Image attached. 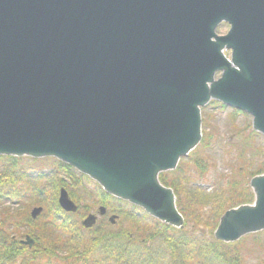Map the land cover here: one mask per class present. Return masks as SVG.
<instances>
[{"label": "water", "instance_id": "water-1", "mask_svg": "<svg viewBox=\"0 0 264 264\" xmlns=\"http://www.w3.org/2000/svg\"><path fill=\"white\" fill-rule=\"evenodd\" d=\"M212 102L250 115L264 138V0H0V156L56 159L183 229L160 176L201 144ZM250 188L217 241L264 232V174ZM59 204L78 210L64 188Z\"/></svg>", "mask_w": 264, "mask_h": 264}, {"label": "trees", "instance_id": "trees-1", "mask_svg": "<svg viewBox=\"0 0 264 264\" xmlns=\"http://www.w3.org/2000/svg\"><path fill=\"white\" fill-rule=\"evenodd\" d=\"M239 114L242 113L234 111L232 116L236 119ZM255 136L258 134L252 131L247 139L251 141ZM211 139L212 135L204 130L201 147H208ZM242 154L243 158L247 156L245 150ZM190 158L193 170L199 173L197 184L194 173L188 171L184 162L177 171L160 176L161 182L172 188L178 197V208L186 219L184 229L180 230L163 225L143 210L113 198L87 176L55 159L33 160L54 162L55 166L48 173L43 169L30 173L20 168L26 158L0 156V208L6 204L44 207L37 221L28 215L0 211V264H106V261L114 264H245L237 249L238 244L215 240L211 222L212 216H221L230 208L252 202L249 182L252 177L264 174V146L252 155L251 163L238 169L239 181L229 179L211 196L201 195L205 193L204 185L208 182L209 161L199 155H191ZM92 184L96 186L94 196L86 188ZM63 187L78 205L75 214L65 213L59 206V189ZM191 193L199 194L202 202L194 200L196 195ZM209 200H212L209 204L212 216L201 227ZM97 206L105 207L108 214L117 215L120 220H138L140 216L139 222L151 223L142 228L143 233L138 236L124 227L116 232L108 223L84 229L81 221ZM191 222L193 225L190 227ZM25 226L36 227L40 231L34 235L37 241L31 249L22 245L19 239L18 230Z\"/></svg>", "mask_w": 264, "mask_h": 264}, {"label": "rangeland", "instance_id": "rangeland-1", "mask_svg": "<svg viewBox=\"0 0 264 264\" xmlns=\"http://www.w3.org/2000/svg\"><path fill=\"white\" fill-rule=\"evenodd\" d=\"M228 30L229 28L227 27V25L222 24L218 28L217 33L219 35H224L227 33ZM212 104L203 110V131L206 130V132L212 135L211 143L208 147H203V148L200 145L195 150V152L192 153V155H199L206 158L210 163V170L206 176L208 182L205 183L204 185L205 193L201 192L202 193L201 195L203 196H211L214 190H217L216 188L218 186L221 187L225 186L229 179L239 181L241 177L240 174L237 173L238 169H242L243 166H247V164L251 163L252 155L256 154L257 150L264 146V138L260 135L255 136V139L251 141L247 139L249 134L253 131L252 117L250 115L239 114L236 116V119H234L235 116H232V113H234L233 109L231 108L225 109L220 105L213 106ZM205 123L206 125H204ZM247 141L249 142V144L247 143ZM242 150H245L247 152V156L245 158H243L244 156L242 154ZM190 157L191 156L182 159L180 164L184 162V166L187 165L188 171L191 174L194 173V182L195 184H197V182L199 181L198 180L199 173L197 172V170H193L192 161ZM33 160L34 159L26 158L20 164V168L30 173L36 172L39 169H43L44 172L48 173L51 172L52 168L55 166L54 162H50V161L33 162ZM256 167L257 165L255 166V168ZM95 187L96 186L94 184L86 186L88 192L92 194ZM191 194L196 195L194 200L202 202V199L199 196V194H195V193H191ZM253 200H254V196H253ZM253 200L251 203H253ZM211 202L212 200H209L208 205L205 207L206 210L203 212V215L205 216L201 221V227L204 226L203 224L204 222L206 223V219L212 216L211 206L209 205L211 204ZM177 204H178V197H177ZM37 207H41L43 209L42 213L40 214L41 216L44 212V207L36 204L23 205L19 207L6 204L5 206L0 208V211L5 213L12 212L15 215L24 214L25 216L28 215L31 218L32 210ZM101 208H102L101 206H97L92 211V213L98 216V220H99L98 226L104 223L105 224L108 223V225L114 228L115 229L114 231L116 232L124 227L127 230L131 231L132 233L136 234V236H138L143 233L142 228L148 226V224L151 223V222L149 223L139 222L138 221L140 220V216H139L138 220H130V221L120 220V217H118L116 223L113 224L112 222H110V219L113 217L112 215L108 213L104 216L100 215ZM40 216L33 221H37L40 218ZM221 216L218 217L212 216L211 223L214 229L217 228ZM134 221H138V222H134ZM39 224L41 223L38 222V225ZM192 225L193 223L191 222L190 227ZM37 230L38 229L36 227L25 226L18 230L20 234L19 239L26 241L25 238L30 237L34 240L36 244L37 239L36 236L34 235L36 233H40V231ZM262 233L263 234L259 233V234L249 235L242 238L238 242L231 243L232 245L238 244L237 249L243 255L245 259V264H264V232ZM53 239L55 240L54 237ZM35 244L33 245V247L35 246ZM106 264H114V263L110 261H106Z\"/></svg>", "mask_w": 264, "mask_h": 264}, {"label": "flooded vegetation", "instance_id": "flooded-vegetation-1", "mask_svg": "<svg viewBox=\"0 0 264 264\" xmlns=\"http://www.w3.org/2000/svg\"><path fill=\"white\" fill-rule=\"evenodd\" d=\"M225 25H227V27H228L229 30H230V25L227 24V23H225ZM229 30H228V31H229ZM228 31H227V33H228ZM227 33H226V34H227ZM226 34H224V35H226ZM226 55H227L228 58H230V56H231V52H226Z\"/></svg>", "mask_w": 264, "mask_h": 264}, {"label": "bare ground", "instance_id": "bare-ground-1", "mask_svg": "<svg viewBox=\"0 0 264 264\" xmlns=\"http://www.w3.org/2000/svg\"><path fill=\"white\" fill-rule=\"evenodd\" d=\"M223 106V108H229V107H226V106H224V105H222ZM232 109V108H231ZM234 110V109H233ZM235 111V110H234ZM238 112H240V111H238ZM240 113H243V112H240Z\"/></svg>", "mask_w": 264, "mask_h": 264}]
</instances>
